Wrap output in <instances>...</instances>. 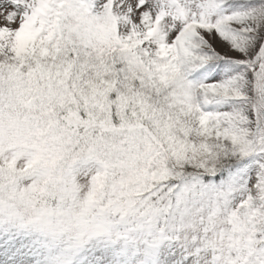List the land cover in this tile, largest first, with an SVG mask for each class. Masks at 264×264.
<instances>
[{"label": "snow or ice", "instance_id": "6c2138e0", "mask_svg": "<svg viewBox=\"0 0 264 264\" xmlns=\"http://www.w3.org/2000/svg\"><path fill=\"white\" fill-rule=\"evenodd\" d=\"M48 182L120 264H264V0H0V194Z\"/></svg>", "mask_w": 264, "mask_h": 264}, {"label": "clouds", "instance_id": "9594fccd", "mask_svg": "<svg viewBox=\"0 0 264 264\" xmlns=\"http://www.w3.org/2000/svg\"><path fill=\"white\" fill-rule=\"evenodd\" d=\"M60 185L48 182L31 198H11L0 194V222L23 229L40 238L49 264H78L85 249L105 240L120 249L132 246L135 234L112 222L107 205L98 194L87 202V188L76 197L58 200Z\"/></svg>", "mask_w": 264, "mask_h": 264}, {"label": "rangeland", "instance_id": "374dc122", "mask_svg": "<svg viewBox=\"0 0 264 264\" xmlns=\"http://www.w3.org/2000/svg\"><path fill=\"white\" fill-rule=\"evenodd\" d=\"M0 264H49L40 238L0 222ZM78 264H120L119 250L105 240L84 250Z\"/></svg>", "mask_w": 264, "mask_h": 264}]
</instances>
